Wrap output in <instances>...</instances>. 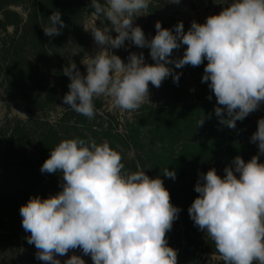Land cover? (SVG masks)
I'll use <instances>...</instances> for the list:
<instances>
[{"label": "clouds", "instance_id": "clouds-1", "mask_svg": "<svg viewBox=\"0 0 264 264\" xmlns=\"http://www.w3.org/2000/svg\"><path fill=\"white\" fill-rule=\"evenodd\" d=\"M150 3L90 0L94 14L108 23L89 29L99 51L82 61L86 74L72 61L62 70L70 80L62 97L67 109L91 120L94 101L103 96L121 111H137L150 103L149 84L159 88L170 76L179 82L181 74L169 65L198 67L205 60L202 82L215 95L220 125L235 129L237 121L264 104V0H231L204 23L192 21L187 31L183 22L169 29L157 21L149 39L134 18L147 13ZM47 19L44 34L59 36L66 27L61 12L55 10ZM126 41L150 49L154 63H145L143 52L130 53L125 63L110 51L125 47ZM182 45V57L173 58ZM203 124L204 118L197 127ZM250 142L258 152L247 162L237 155L223 176L215 168L198 174V196L188 208L194 226L213 241L224 264H264V117ZM122 161L107 141L69 138L51 149L40 171L60 173L61 191L47 198L32 196L19 210L37 260L62 264L57 257L79 249L92 264H178V251L169 246L166 234L181 209L172 204L160 176L152 178L139 166L128 171ZM162 175L176 179L174 169L165 168ZM63 264L86 261L73 254Z\"/></svg>", "mask_w": 264, "mask_h": 264}, {"label": "trees", "instance_id": "trees-1", "mask_svg": "<svg viewBox=\"0 0 264 264\" xmlns=\"http://www.w3.org/2000/svg\"><path fill=\"white\" fill-rule=\"evenodd\" d=\"M99 2L105 3L104 0ZM89 4L90 0H0L3 18L6 17L0 21V26L5 29L8 24L22 25L21 33H18L17 28L14 34L7 35V39L0 46V75L3 76L4 92L11 101L29 105V111H39L52 103L57 95L67 93L63 88L68 84L67 76L62 85L49 83L47 78L40 77L37 61L53 68L55 74L61 71V54L65 51L59 49V44L79 34L77 32L83 17L94 13ZM12 5L28 8L24 20L9 8ZM55 10L61 12L66 27L59 36L48 37L44 34L43 27L47 26V18ZM10 16L15 18L12 23L7 21ZM185 47L174 50L173 58L182 57ZM178 86L173 88V92L159 108H141L136 120L128 123L124 132L108 127L101 128L69 109L61 118L64 126L44 125L36 126L35 129L31 125L18 124L5 132L0 131V206L10 217L13 210L20 212V207L30 197L47 198L51 195L48 191L36 192L31 188L38 183L45 184L46 187L47 173H42L40 168L49 158L51 149L61 140L81 138L88 141L92 138L97 143L108 140L113 149L117 145L127 147L132 141L140 153L142 165L145 166L146 161L150 163L169 190L172 204L183 208L186 222L183 239L185 244H190L194 237L191 229L196 226L189 217L188 208L198 193L194 191L195 184H188L186 180L197 167L206 165L212 159H219L229 165L236 152L242 149L234 131L243 132L247 128L248 120L237 121L235 129L222 126L215 116L217 102L207 82H202L195 96L184 84L183 88ZM209 96L212 97L211 100L208 99ZM72 118H75L74 122H71ZM202 118L204 124L197 127V122ZM141 126L147 128L144 136L148 142L140 137ZM81 127L83 129L80 130ZM87 134L91 135L90 138ZM31 146L35 148L33 161L28 158ZM126 161H122L124 165ZM165 168L175 170V180L162 175ZM58 176L62 178L60 173ZM20 218L22 224V217ZM17 234L15 225L11 224L10 228L3 229L0 232V247L18 237ZM203 238L205 241L211 240L206 234ZM202 243H205L207 252L218 253L215 248H211L209 242ZM10 260L14 263L12 255ZM23 260L25 264H41L32 252L26 253Z\"/></svg>", "mask_w": 264, "mask_h": 264}, {"label": "rangeland", "instance_id": "rangeland-1", "mask_svg": "<svg viewBox=\"0 0 264 264\" xmlns=\"http://www.w3.org/2000/svg\"><path fill=\"white\" fill-rule=\"evenodd\" d=\"M230 2L231 0H180V3L176 4L170 3L169 0H151L149 8L147 9V13L142 12L140 16L134 18V24L139 25L143 29L146 38L149 39L156 34L155 23L157 21L161 22L162 27L169 29H174V26L178 22H183L184 30L187 31L190 28L192 21L204 23L209 15L218 14L222 8ZM9 8L12 11L18 13L19 16L23 18V20L26 18V13L28 10L27 7L23 5H12ZM5 18L6 17L3 18V9L0 7V21L5 20ZM14 20L15 18L10 16L7 21L12 23ZM107 23L108 22L102 15L97 16L94 13L85 15L81 21V27L77 32L79 34L75 35L71 40L67 42H61V45L59 44V49L65 51V53L61 54L63 56V66L61 71L58 72V74H55V70L53 68L47 67V65L37 61L39 73L41 74L40 77L43 79L47 78L49 83L54 82L62 85L64 83V78L66 77L62 70L71 61L76 63L82 74H86V67L82 61L86 60L88 56H94L96 52L99 51V47L95 44L89 29L94 25L103 27ZM17 28L18 33H21L22 25L15 26L8 24L5 29L0 26V46L4 40L7 39V35L14 34ZM111 34L113 37L116 35L114 31ZM181 47H183V45ZM110 51L120 56L125 63H127V57L130 53L135 52L139 54L140 52H143L145 63H154L149 55L150 49L138 48L128 41L125 42V47L119 49H110ZM206 64L207 61L205 60L204 64L198 67L187 65L179 69L175 68L174 65H169V67H172L176 73L181 74L179 82L174 83L172 77L170 76L162 82V85L159 88L149 84L150 103L146 102L141 106V108H159L160 105L165 102L167 96L173 92V88L178 85L179 88H183L184 84L191 94L195 96L200 85L202 84V76L204 74V67ZM66 80L69 84L70 80L68 77ZM68 84L64 85V92L69 91ZM65 94L66 93L63 95H57L52 103L40 108L39 111H29L31 110L29 105L13 102L6 96L4 92L3 76L0 75V131L5 132L18 124L31 125V127L35 129L44 125L64 126L65 123H63L64 121L61 120V118L64 116L65 111L68 110V105L62 103V97ZM94 103L96 115L90 121L95 122L101 128H113L119 130L120 132H124V129L128 123H132L136 120V117L141 110V108H139L134 112L121 111L114 106L111 98L103 96L96 98ZM262 117H264V104H262L257 111L250 113L245 118L248 120V123L247 128H245L243 132L234 131V133L238 135L239 145L243 149V151L242 149L241 151H237L234 157L239 155L245 160V162H247L252 156L257 154L258 146L257 144L250 142V137L257 130V121ZM74 121L75 118H72L71 122ZM81 129L83 128L81 127L80 130ZM146 129L147 128L145 126H141L140 137L148 142L144 136ZM87 136L90 138L91 135L87 134ZM91 140L96 139L91 138ZM115 150L121 153L123 160H127L125 162L126 170L137 171V166H139V169L145 170L146 174L150 177H157L158 173L155 172V169L151 167L149 162L146 161V165H142L139 159L140 153L137 152V149L135 148L132 141L131 145L128 144L127 147H123V145H117ZM34 151L35 148L32 146L28 151V158L32 161L33 158L35 159ZM234 157H232V160ZM231 161L228 163L229 165L231 164ZM260 162L264 163V155L260 156ZM33 165L34 162H32L31 166ZM229 165H225L219 159H212L206 163V165L197 167V169L193 171V174L186 180V182L188 184L191 182L196 184V181L199 178L198 174L206 173L211 168H215L217 174L223 176L225 174L224 168ZM46 177L48 180L46 187H44L45 184L38 183L31 189L36 192H42L45 190L51 195H55L61 191L60 184L62 182V178L58 176V173L47 174ZM176 207L180 208L181 211L179 213L178 219L173 223L171 231H169L166 235L169 246L178 251V264H224L223 258L219 253H211V251L207 252L205 243L202 242H209L211 248H215V245L214 243H210L211 240L205 241L203 238L205 233L201 230H198L197 227L191 229L194 231L191 233L194 236L192 242H190V244H185L183 239L186 233L184 210L178 205ZM20 217V212L17 210H13L11 212V216L8 217L7 212L3 210L2 206H0V232L5 228H10L11 224L16 226L18 232V237H14L11 242H8L9 244H3L0 247V264H23V256L26 253L32 252L34 255L36 253L35 246L27 243L26 237L29 236V233L25 232L23 229ZM73 254L82 256V258L86 261V264H92L91 257L84 256L79 249L70 251L66 256L57 258L60 259L63 264V261ZM11 255L14 257V263H12L10 260ZM40 262L41 264H45L43 261Z\"/></svg>", "mask_w": 264, "mask_h": 264}]
</instances>
